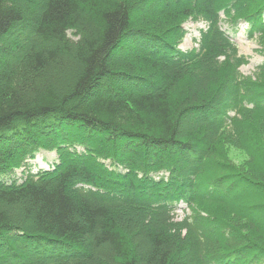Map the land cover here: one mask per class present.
Wrapping results in <instances>:
<instances>
[{
  "label": "trees",
  "instance_id": "16d2710c",
  "mask_svg": "<svg viewBox=\"0 0 264 264\" xmlns=\"http://www.w3.org/2000/svg\"><path fill=\"white\" fill-rule=\"evenodd\" d=\"M152 1L0 0V264H264V64L243 76L220 26L263 54L264 0Z\"/></svg>",
  "mask_w": 264,
  "mask_h": 264
},
{
  "label": "rangeland",
  "instance_id": "374dc122",
  "mask_svg": "<svg viewBox=\"0 0 264 264\" xmlns=\"http://www.w3.org/2000/svg\"><path fill=\"white\" fill-rule=\"evenodd\" d=\"M162 1V2H159ZM153 0L152 1V5H161L164 4V6L166 5V3H168V0ZM223 17V16H221ZM240 23V24H239ZM235 28L236 30L233 32V30L231 31L229 29V25L225 22H221L220 26L221 29L224 30L226 33L229 34V36L231 37V39L233 40L237 51L239 53V55H242L245 59L244 63L238 68L239 72L243 75V76H247V77H251L254 79L255 74L258 72V70L260 69V66L264 64V53L262 54L261 50H260V45L258 44V40H256L254 37L253 38H249L247 36L246 33V28L247 25L239 22ZM21 27V28H20ZM182 27L184 29V35L183 38L180 40V42L177 45V48L181 51H189L192 49H196L198 48V39H199V30L204 29L205 28V22L203 21H199V20H191V19H187L183 24ZM12 36L14 38L17 37V40L21 46V48H23L22 50L25 52H28L31 48V41L35 39V34L33 31H30V29L28 28V23L26 22H22V25L19 24L12 32ZM74 32H67L66 36L69 40H75L77 37L74 36L73 34ZM133 38L131 37L130 40H132ZM133 41V40H132ZM136 46L146 50L148 49L147 45L139 44V43H134ZM147 46V47H146ZM22 55L20 54H8L7 57L10 61H15L17 59H19ZM124 79V78H121ZM125 84L128 83L129 85H133L131 82L127 81L124 79ZM141 84H139V86L137 87L138 89H145L143 86V82H140ZM134 86V85H133ZM137 86V85H136ZM137 89V90H138ZM247 107H251V105L246 104ZM230 116H236L239 117V114L237 112L234 111H230L228 113ZM196 117L201 119V115L200 113H195ZM260 119V118H259ZM258 119V122H259ZM264 119V118H262ZM261 128L263 129L264 132V123H260ZM82 149V147L80 146H76V150L80 151ZM227 150L229 152L228 156L231 158V161L241 165L245 162L246 160V154L243 150L239 149L238 147H233V146H227ZM37 161L38 164H34L33 162ZM56 161V153L54 151L48 152V151H39L32 162H28L30 163L28 165L29 168H31V170L34 172L37 170V168H39V166H42L45 162H49L52 163ZM103 164L108 165L109 164V160L104 161ZM38 165V166H37ZM29 172L27 167H22V168H18L16 170L13 171V173L11 175H9V178H7V176L2 175L1 177L6 180H10V178H15V180L17 181V183L21 182L22 179L25 177V175ZM189 210L186 208L185 204L183 202H179L176 204V208L174 210V214L173 217L176 220L182 219L184 217V215L188 214ZM139 215L140 214H133V216H136L137 219L139 220ZM143 218V217H140ZM86 242H91V239H88ZM105 255V254H103ZM108 256L105 257V259L107 260Z\"/></svg>",
  "mask_w": 264,
  "mask_h": 264
}]
</instances>
